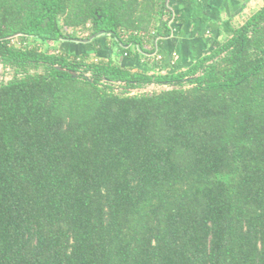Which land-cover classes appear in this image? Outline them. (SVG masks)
I'll return each instance as SVG.
<instances>
[{
    "label": "trees",
    "instance_id": "16d2710c",
    "mask_svg": "<svg viewBox=\"0 0 264 264\" xmlns=\"http://www.w3.org/2000/svg\"><path fill=\"white\" fill-rule=\"evenodd\" d=\"M171 21L168 0H0V264H264V6L171 73L58 47L144 52Z\"/></svg>",
    "mask_w": 264,
    "mask_h": 264
},
{
    "label": "crops",
    "instance_id": "0c3cea01",
    "mask_svg": "<svg viewBox=\"0 0 264 264\" xmlns=\"http://www.w3.org/2000/svg\"><path fill=\"white\" fill-rule=\"evenodd\" d=\"M168 3L174 15L170 23L174 29L171 35L158 38L159 42L154 39L152 46L145 43L144 52L137 44H129L131 52L122 54V59L118 56L122 66L164 73L186 68L213 49L221 38L220 29L224 21L242 24L264 6V0H168ZM83 49L82 53L87 51ZM114 51L112 47H106L102 53L111 57ZM157 54L162 55L160 60L155 58Z\"/></svg>",
    "mask_w": 264,
    "mask_h": 264
},
{
    "label": "rangeland",
    "instance_id": "374dc122",
    "mask_svg": "<svg viewBox=\"0 0 264 264\" xmlns=\"http://www.w3.org/2000/svg\"><path fill=\"white\" fill-rule=\"evenodd\" d=\"M68 32L69 33H72L71 30H68ZM78 35H80V37H82V36H84V32L83 31H79L78 32ZM96 37H98V40L101 43L102 42L105 43L106 40L109 43V45H107V46H105L104 43H102V45H103V49L102 50H105L106 47H110V48L113 47V49L115 50L114 51L115 56H119L120 59L123 58V56H121L120 52L117 51L118 49H116V47L114 46V43H113L114 39L109 38V37L106 39L104 36H101V35H97ZM144 39L146 41L145 43H147L149 46L150 45L152 46V44H153V38L149 34L144 35ZM15 41H16L15 43L17 45L20 44V40L19 39H16ZM74 43L76 45H74V46L71 47V45H73ZM148 45H147V47H149ZM58 47H59V49L61 51L62 50H67V52L75 53V54H81L82 53V50H84L83 48H85V50L91 51V53H92L91 54V58L92 59H98V58L100 59L101 57L107 58L105 55H103L102 50H100V51L99 50H96V51L94 50V48H93V42H89V43L85 42L84 43V41H75V42L62 41V42H59L58 43ZM13 75H14V70H12L10 67L4 68V66L0 63V84L2 82H6V81L12 79L13 78ZM152 89H153V87L150 86V87H148L147 90L149 91V90H152Z\"/></svg>",
    "mask_w": 264,
    "mask_h": 264
},
{
    "label": "water",
    "instance_id": "95a60500",
    "mask_svg": "<svg viewBox=\"0 0 264 264\" xmlns=\"http://www.w3.org/2000/svg\"><path fill=\"white\" fill-rule=\"evenodd\" d=\"M97 36V34H94V35H92V36H90L89 38H86V39H83V40H81V41H84V42H89V41H91V40H93L95 37ZM56 68L57 69H60V70H66V68H62L61 66H59V65H57L56 66ZM71 73H72V75L74 76V77H78V73L77 72H75V71H71ZM90 74H88V76H89ZM150 86H152L153 87V89L154 88H161V87H156V85L155 84H151V85H149V86H147V87H145V88H137V89H134V90H132V92L133 93H139V92H145V91H148L147 89H148V87H150ZM171 88V87H170ZM164 89H169V87H164ZM150 91V90H149Z\"/></svg>",
    "mask_w": 264,
    "mask_h": 264
},
{
    "label": "built area",
    "instance_id": "2783aa9c",
    "mask_svg": "<svg viewBox=\"0 0 264 264\" xmlns=\"http://www.w3.org/2000/svg\"><path fill=\"white\" fill-rule=\"evenodd\" d=\"M173 19H174V15H173ZM173 30L174 29L172 28V32H173ZM155 58L160 60L162 58V55L161 54H157V55H155Z\"/></svg>",
    "mask_w": 264,
    "mask_h": 264
}]
</instances>
